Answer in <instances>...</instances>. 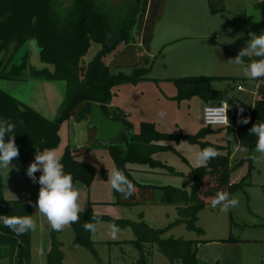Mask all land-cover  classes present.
Returning a JSON list of instances; mask_svg holds the SVG:
<instances>
[{"label": "rangeland", "instance_id": "1", "mask_svg": "<svg viewBox=\"0 0 264 264\" xmlns=\"http://www.w3.org/2000/svg\"><path fill=\"white\" fill-rule=\"evenodd\" d=\"M147 1L139 2L135 25L131 31L135 43L140 36ZM106 2L114 8H122L125 3L124 0ZM261 2L264 0H225L224 11L211 13L208 0H165L161 18L154 27L149 45L150 69L145 78L135 83L123 81L111 87L110 105L123 113V118L132 127L131 133L138 132L140 122H152L159 132L174 135L194 136L202 128L205 101L197 94L176 99L177 90L171 79L211 77L212 88L228 89L232 97L241 99L247 105L253 104L257 99L255 86L258 84L237 70L231 59L246 47L250 33L259 35L264 31V20L258 25H252L245 18L242 19L247 7ZM99 49L98 43L91 42L82 57L83 65L86 66ZM10 54L11 49L2 52L1 57L8 59ZM244 57L251 60L254 58ZM12 62L24 65L18 74L19 79L1 80L0 87L18 100L22 107L53 121L65 96L64 80L40 78L31 73V68L41 69L43 66L34 40H29ZM243 63L238 66L240 69L247 66ZM130 72L131 69L126 67L118 73L129 75ZM238 84L245 90L237 91ZM161 110L166 113L164 117L158 115ZM88 127L87 120H65L58 131L59 142L52 149L60 156L66 145L70 148L84 146ZM211 130L198 139L204 144L203 149L212 147L216 153L228 152L232 164L249 158L250 169L246 179L249 184L232 194L238 200L235 206L224 210L222 205H207L198 213L196 226L200 228V234L187 231L184 225H178L162 237L198 240L193 245L197 261L201 263L204 255L210 257L208 263L202 264H264V158L257 159L260 154L255 152V148L240 150L232 125ZM162 145L171 150L156 152L152 157L171 167L174 173L160 168L151 169L148 164H127L126 168L136 183L158 188L154 192L153 203L130 208L114 203L110 184L114 165L106 147L81 154L78 160L95 168V176L88 187L79 182L73 185L79 191L77 202L82 208L81 212L90 211L94 216L116 220L143 221L159 229L173 222L177 217L176 208L172 204L160 203L164 193L159 187L172 186L188 191L191 171L198 167L195 154L202 149L199 144L184 141H167L162 142ZM100 170L106 171V178L102 177ZM144 170H153L155 173ZM246 171L245 163L232 173L233 179ZM38 191L36 182L26 178L23 167L19 169L9 165V168H0V197L10 200L23 197L32 202L35 227L30 230V263L46 264L45 256L40 257L38 250L41 245L44 247L47 244L51 225L36 208ZM108 201H111V205L107 204ZM134 237L131 228L115 226L100 219L90 237L93 251L73 243L74 234L68 224L63 226L58 240L62 242L63 264H134L138 257L131 242ZM147 248L149 264H181L177 260L170 262L156 245ZM0 264H8L7 257L1 256Z\"/></svg>", "mask_w": 264, "mask_h": 264}, {"label": "trees", "instance_id": "2", "mask_svg": "<svg viewBox=\"0 0 264 264\" xmlns=\"http://www.w3.org/2000/svg\"><path fill=\"white\" fill-rule=\"evenodd\" d=\"M124 2L122 8H114L106 0H0V81L19 79L18 74L24 65L12 61L29 40H34L39 48L41 61L53 64L54 68L47 65L41 69L31 68V73L40 78H59L65 82V96L53 121L22 107L18 100L0 87V119L16 125L13 140L19 154L12 160L19 161L25 170L34 160L37 149L47 150L57 146L62 122L68 119L89 121L91 104H98L111 120L123 119L121 111L110 107L111 87L123 81L135 83L145 78L150 69L149 45L154 27L161 18L165 0L148 1L139 44L134 42L131 31L140 0ZM224 2L225 0H208L210 12L224 11ZM253 7L264 11V2ZM91 42L98 43L100 49L85 66L81 60ZM10 49L8 59L1 57L2 52ZM108 56L110 57L106 59ZM256 59L259 58L254 57L252 60ZM126 67L131 69L129 75L118 73ZM211 79L205 76L171 79L177 90L175 98L184 99L197 94L205 103L223 99V90L212 88ZM255 81L258 84L257 99L253 104L247 105L232 96L226 100L230 107L228 122L235 128V140L240 148H255L256 137L251 134L250 129L255 122H264V77L256 78ZM239 85L241 84L237 86ZM244 117L248 118L247 124L240 123ZM131 129L129 124L122 140L106 147L114 168L120 169L133 185L131 194L127 197L112 188L114 203L125 208L153 203L154 192L158 189L136 183L126 168L127 164H148L151 169H165L173 174L171 167L152 157L156 152L171 150L170 147L163 146L162 142L184 141L199 144L203 149L204 144L198 139L212 131L210 127L202 125L194 136L174 135L159 132L151 122H140L137 133H131ZM95 137L96 129L88 127L84 146L70 148L66 145L63 149L61 163L64 171L72 175L73 185L79 182L88 187L95 176L92 165L78 160L81 154L98 148ZM245 163L246 173L233 179L232 173ZM249 169V158L232 164L228 152L217 153L206 164L192 169L188 191L172 186L159 187L164 193L160 203L172 204L176 208V219L166 227L159 229L150 227L143 221L116 220L94 216L90 211L80 212V219L68 224L74 234L73 243L93 251L90 238L93 230L86 229L84 225H96L98 220L103 219L115 226L132 229L135 237L131 242L138 252L134 264H149L147 246L151 245H156L170 262L177 260L181 264H198L193 251V245L198 240L162 236L178 225H184L187 231L200 234L201 230L196 226L198 213L205 206H212L211 201L219 193H228L231 198L234 191L242 190L248 185L246 179ZM100 173L106 178V171L100 170ZM35 175L38 177L40 173L37 171ZM28 179L32 181L31 178ZM36 184L39 188L38 182ZM32 210V202L28 199L8 200L0 197V216L32 217ZM61 232L62 229L53 230L51 227L50 249L45 255L46 264H63L62 242L58 240ZM1 256L7 257L8 264H31L30 230L18 235L0 224Z\"/></svg>", "mask_w": 264, "mask_h": 264}, {"label": "clouds", "instance_id": "3", "mask_svg": "<svg viewBox=\"0 0 264 264\" xmlns=\"http://www.w3.org/2000/svg\"><path fill=\"white\" fill-rule=\"evenodd\" d=\"M250 39L246 47L240 49L238 54L231 59V63L237 70L242 71L244 76L250 80L264 77V31L259 35L250 33ZM258 57L259 59L251 60L246 63L247 66L240 69L238 66L244 64L241 57ZM226 107H215L212 111L216 120L227 118ZM160 117L166 113L161 110L158 112ZM240 123L247 124L248 118L244 117ZM16 125L7 120L0 119V168H9L10 161L18 156V148L14 143L13 135ZM250 132L256 137L255 152L264 158V122H255ZM7 137V139H5ZM241 151H247L241 147ZM217 155L216 150L208 147L198 151L195 154V162L199 165L206 164L210 159ZM210 170V169H209ZM39 171L37 177L35 173ZM26 174L33 182L40 185L36 208L42 213L50 223L53 230H61L63 226L76 222L80 219L82 208L77 202L79 191L73 186V177L70 173L64 171V165L61 163V157L54 149L39 150L37 149L34 160L26 169ZM111 187L127 197L131 194L133 185L127 177L118 168H113L110 177ZM238 200L235 197H229L228 193H219L211 204L215 207L222 205L224 210L235 206ZM0 224L7 226L13 232L20 235L35 227L31 216H0ZM84 227L89 230H95L93 223H85Z\"/></svg>", "mask_w": 264, "mask_h": 264}, {"label": "water", "instance_id": "4", "mask_svg": "<svg viewBox=\"0 0 264 264\" xmlns=\"http://www.w3.org/2000/svg\"><path fill=\"white\" fill-rule=\"evenodd\" d=\"M264 20V11L256 9L255 7H247L245 12V21L248 24L258 25ZM36 43V41H35ZM39 50V48H38ZM39 60L44 66H51L54 68L53 64H44L41 61L40 51ZM242 62L249 63L251 59L246 57H241ZM223 99L228 100L231 98L228 89L222 91ZM129 125L124 119L111 120L108 118L100 108L98 104H91L89 107V127L96 129L95 143L99 147H108L110 145L116 144L122 140L123 136L126 134V128Z\"/></svg>", "mask_w": 264, "mask_h": 264}, {"label": "built area", "instance_id": "5", "mask_svg": "<svg viewBox=\"0 0 264 264\" xmlns=\"http://www.w3.org/2000/svg\"><path fill=\"white\" fill-rule=\"evenodd\" d=\"M237 91H244L245 89L243 88L242 85H239L237 86ZM219 106H222V107H226V117L227 118H224L223 120H216L214 118L215 114L213 113V109L215 107H219ZM230 110V107L227 103V101L225 99H221V100H218L217 102H215L214 104H208V105H205L202 109V125L204 127H210V128H214V127H226L229 125V122H228V112Z\"/></svg>", "mask_w": 264, "mask_h": 264}, {"label": "crops", "instance_id": "6", "mask_svg": "<svg viewBox=\"0 0 264 264\" xmlns=\"http://www.w3.org/2000/svg\"><path fill=\"white\" fill-rule=\"evenodd\" d=\"M149 1V0H148ZM148 1L146 2V5H145V9H144V12H143V17H145V15H146V12H147V8H148ZM144 19V18H143ZM140 34V36H141V32L139 33ZM140 36L138 37L139 39L137 40V43L136 44H139L140 43ZM257 84V83H256ZM257 86H255V88H256ZM244 88V87H243ZM245 89V88H244ZM240 92V91H239ZM242 92V91H241ZM215 102H209V103H205V105H208V104H214ZM204 105V106H205ZM110 107H111V105H110ZM111 109L112 110H114L113 109V107H111ZM117 110V109H116ZM123 114V113H122ZM124 116V115H123ZM124 119V118H123ZM125 121H126V119H124ZM127 122V121H126ZM152 123V122H151ZM154 124V123H153ZM79 147V146H78ZM74 148H76V147H74ZM63 152V151H62ZM62 155V154H61ZM60 155V156H61ZM11 163L9 164L11 167H17V168H19L20 169V167H23V169L25 170V168H24V166L19 162V161H16V160H11L10 161ZM130 171V170H129ZM145 172H148V173H155L153 170H144ZM39 172V171H38ZM25 174H26V170H25ZM130 174H131V172H130ZM132 175V174H131ZM26 178L28 179V177H27V174H26ZM29 180V179H28ZM140 184V183H139ZM39 189V188H38ZM111 195L112 196H114L113 195V193H112V189H111ZM21 200V199H24L23 197H20V198H17L16 200ZM8 200H10V199H8ZM107 204H110L111 205V201H108V203ZM69 226V225H68ZM70 228V227H69ZM50 230H51V228H50ZM50 230H49V232H48V235H49V240L47 241V244L43 247V245H41V247H40V249L38 250V252H39V254H40V257L41 256H45L47 253H48V251H49V249H50ZM191 240V239H190ZM30 254H31V244H30ZM210 257H208V256H206V255H204L203 256V261L201 262V263H199L198 262V264H202L203 262H207L208 263V259H209Z\"/></svg>", "mask_w": 264, "mask_h": 264}]
</instances>
